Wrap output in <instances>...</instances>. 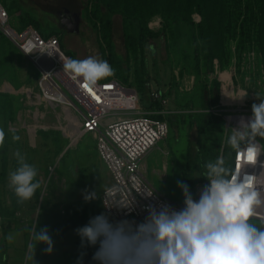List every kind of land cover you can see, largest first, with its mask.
<instances>
[{
    "label": "rangeland",
    "instance_id": "374dc122",
    "mask_svg": "<svg viewBox=\"0 0 264 264\" xmlns=\"http://www.w3.org/2000/svg\"><path fill=\"white\" fill-rule=\"evenodd\" d=\"M14 0H0V3L9 7ZM85 1L87 0H55L52 1V13L45 14L46 19L39 21L38 26L40 32L48 38L59 37L62 50L72 59L83 60L89 56L103 60L104 53L109 54V40L103 38L100 31L98 32L86 22L84 14L83 19H78L75 10L80 13L85 9ZM17 4V2H15ZM78 5V6H77ZM78 7V8H77ZM56 15V16H55ZM11 27H15L20 32V22L16 17L15 21L10 13ZM196 24L201 22L200 16H193ZM199 20V21H198ZM115 35L113 44L115 45V53L119 58L126 47L121 31V18L114 17ZM19 23V26H18ZM161 30V29H160ZM182 33L181 46L173 50V60H169L171 56L166 55L162 49L156 57L152 54V49L149 51L150 57L153 60H160V64L152 70L159 77L160 84L155 87H169L167 98L169 103L167 110L171 113V120H177L178 128L175 130L172 124H169V134L165 141L158 144L157 149L150 156V162L147 166V180L162 196L175 203L183 205V194L180 188L177 187V181H183L189 185L190 190L195 199L199 198L200 191L203 186L208 184L203 178L206 172L205 165L208 162H215L213 157L212 144L221 146L223 152L226 141L231 135L232 129L227 128L223 118L213 122L204 133L197 136V125H200L201 115L204 110L201 109L200 96L203 86L211 87L213 81H217L215 71L211 74L206 73L204 61L202 60V69L199 74L195 72L193 63V41H190L189 27L181 25L179 27ZM170 35V32H166ZM165 40L167 35L163 34ZM168 40L165 41L166 44ZM162 46V47H161ZM160 48L163 45L160 43ZM237 42L232 47V59L227 67L219 71L222 74L229 72L235 80L236 91H246L247 95L254 94L258 104L263 98L262 85L264 84V65L263 69L260 65L259 55L256 52V57L252 60L247 52H243L242 57H239ZM239 48V47H238ZM202 55L204 51L201 49ZM21 53L13 43L3 39L0 43V96H5L10 101V110L7 114L0 115V129L5 131V143L1 148L3 157L8 162L16 161L15 153L19 150L25 155L27 163L32 165L37 170L36 179L40 182L41 187L36 191L32 199L26 201V208L22 209L17 214L12 213V193L14 191L9 184V174L17 167L15 165L11 171L7 166V161L3 165V170L0 172V264H31L35 260V250L30 247L34 245L32 240V229H35L38 224L40 213L45 212L43 227L48 229L54 227V218L65 216L63 211L67 212L70 209H83L86 207H95L99 212H103L101 204V196L103 191L110 186L108 180V172L101 162L98 152L97 143L94 136L87 134L81 136L80 123L78 113L71 114L74 117H66L65 111L62 108L51 109L49 107H37L32 105V101L27 99L24 94L27 89L37 92V81L39 75L33 65L26 59L22 58ZM168 54V53H167ZM167 56V57H166ZM168 59V60H167ZM163 61L164 64L162 63ZM169 66H166V64ZM109 65L114 69L115 74L110 78H115L122 82L123 72H116L115 66ZM153 65V63H152ZM219 65V64H218ZM154 69V68H153ZM150 70V64H149ZM154 75L151 76L155 78ZM173 73L177 76L173 77ZM248 76L251 77L250 82L246 81ZM109 78V77H108ZM215 78V79H214ZM219 85L225 87V82L220 78ZM157 81V78H156ZM155 82V81H154ZM246 82V83H245ZM129 84L136 89L134 74L131 72ZM127 84V85H129ZM11 89V91H7ZM139 93V92H138ZM140 95V93H139ZM137 105V110L140 112H148L147 103L142 100ZM252 103L249 106L252 108ZM36 109L43 114L42 118H36ZM68 122L73 126L74 133L66 134L64 129H68ZM196 124L192 131L190 125ZM60 125L62 126L61 128ZM12 131L7 134L8 131ZM36 136L34 135L35 131ZM15 132V133H14ZM33 138L30 141V133ZM69 132V130H68ZM20 137L18 141H13L12 136ZM196 137L198 139L196 140ZM199 141L196 152L193 156V162L198 156V163L195 168L188 160V141L189 139ZM264 146V138L256 137ZM14 143V144H13ZM17 144V145H16ZM13 146L12 155H8L7 146ZM24 146V148L22 146ZM4 150V152H3ZM7 154V155H6ZM223 156V155H221ZM220 156V157H221ZM230 167L233 165V155L230 157ZM17 163V162H15ZM1 168V155H0ZM87 177V185L78 188L81 177ZM109 184V186H107ZM192 184V185H191ZM106 187V188H105ZM96 192L98 198L90 202H85L84 195L87 193ZM42 207V208H41ZM251 222L258 226L264 224V221L250 218ZM6 229V230H5Z\"/></svg>",
    "mask_w": 264,
    "mask_h": 264
},
{
    "label": "clouds",
    "instance_id": "9594fccd",
    "mask_svg": "<svg viewBox=\"0 0 264 264\" xmlns=\"http://www.w3.org/2000/svg\"><path fill=\"white\" fill-rule=\"evenodd\" d=\"M63 70L74 81L81 80L84 87L93 88L98 81L115 74L105 60L87 57L83 60L64 58ZM256 137L264 138V99L252 104V117L241 120L233 128L228 145L243 153L246 164L255 165L264 154V146L256 143ZM12 139L18 141L19 136ZM5 143V131L0 129V147ZM17 167L9 174V184L18 202L32 199L41 187L36 179L37 170L27 163L19 150L14 154ZM203 177L208 180L195 199L188 184L177 181L183 194V207L175 209L167 203L148 205L147 215L135 220H113L110 212L91 217L75 229L81 248L93 247L95 264H264V224L251 222L257 209L264 205L256 186V175H235L225 165L223 156L208 162ZM264 167V164H262ZM151 197L153 191H139ZM98 198L96 192L84 195L85 202ZM106 209L127 210L135 208V202L105 203ZM34 247L44 244V251L51 254L53 239L47 226L32 229ZM81 252L77 264H83Z\"/></svg>",
    "mask_w": 264,
    "mask_h": 264
},
{
    "label": "built area",
    "instance_id": "2783aa9c",
    "mask_svg": "<svg viewBox=\"0 0 264 264\" xmlns=\"http://www.w3.org/2000/svg\"><path fill=\"white\" fill-rule=\"evenodd\" d=\"M9 20L8 12L0 3V32L29 58L39 73L37 92L27 89L24 93L27 99H33L32 105L38 108L43 106L62 108L70 113L77 112L81 136L91 134L96 140L99 158L111 176V184L101 196L103 212H110L113 220L140 222L147 215L145 207L148 205L167 203L177 210L182 208L184 205L168 200L156 191L145 179L143 170L144 158L159 142L165 141L169 134L168 121L155 118L157 115L166 118L171 114L167 110V97L161 91L151 89L152 100L159 103L162 110L140 112L137 110L140 95L130 84L109 77L98 81L95 87L86 89L82 79L74 81L63 70L64 58L70 57L62 50L58 38H44L34 28L16 31L9 25ZM162 24L161 18H158L149 23V28L160 30ZM247 55L253 60L256 52H249ZM215 73L218 83L222 78L221 82H225V87H220L219 104L210 106L206 112L213 117L223 118L227 128H236L242 119H251L252 108L249 103H254L256 97L254 94L247 95L246 91H236L237 77L233 78L229 72L221 74L217 61ZM248 77L246 81L250 82L251 77ZM259 85L263 86L264 98V84L259 82ZM38 114L42 118L43 114L39 111ZM256 143L263 146L257 138ZM263 161L264 154H261L255 165L246 164L244 154H238L235 150L232 172L235 175H256V186L260 190L262 187L258 184L264 171L260 163ZM145 189L153 191V196H142L139 191ZM263 196L261 192V197ZM102 198L106 204L133 200L135 208L131 214H127V210L106 209Z\"/></svg>",
    "mask_w": 264,
    "mask_h": 264
},
{
    "label": "trees",
    "instance_id": "16d2710c",
    "mask_svg": "<svg viewBox=\"0 0 264 264\" xmlns=\"http://www.w3.org/2000/svg\"><path fill=\"white\" fill-rule=\"evenodd\" d=\"M85 3L84 14L87 23L98 32L100 31L103 38L109 40V54L104 53L103 60L115 66L116 72H123L122 81L124 84H129V78L133 72L130 63L133 60L136 90L142 96V100L147 103L149 111L162 110V106L154 102L150 94L148 53L151 44L160 39L166 32H170L172 45L178 49L181 46L180 40L182 42V33L179 31L181 25L189 27V38L191 42L193 41L194 47L192 52L194 69L197 74L202 69V60L207 74L215 71V61L222 69L226 68L231 62L232 47L236 42L239 47H237L239 57H242L245 52H257L263 69L264 0H87ZM195 14L201 18V22L198 24L193 19ZM114 17H120L123 23V37L126 47L122 58H119L115 53L111 42ZM155 17L161 18L163 22L159 32L149 28V23ZM57 38L59 39V37ZM201 49L204 51L203 55ZM219 93L220 85L217 81H213L210 88L203 86L201 93L202 110H208L210 106L218 105ZM9 110V99L0 96V115L5 116ZM155 118L168 121L175 130L178 128L177 120H171L170 115L166 118L157 115ZM218 119L220 120V118L208 114L201 115L200 125H197V136L199 137L201 133H204L205 129ZM195 125L191 124L189 131H192ZM196 140L190 138L188 141L187 156L189 163L193 162V156L196 149L199 148L197 146L199 141ZM212 148L214 161H216L221 155V146L212 144ZM222 155L225 159V165L233 169V165L232 167L229 166V160L234 153L227 141ZM196 157L195 160H197L192 163L191 167L195 168V164L198 163V156L196 155ZM203 178L208 182L205 177ZM85 180L87 177H81L77 185L78 188L87 185ZM11 198L12 208L10 211L12 213L9 212V214H17L27 202H18L15 193H12ZM98 210L96 206L74 210L70 214L54 218L53 225L57 228L60 227L61 232L70 228L76 229L85 225L91 217L98 215ZM45 217V212L40 213L37 231L39 227H43Z\"/></svg>",
    "mask_w": 264,
    "mask_h": 264
},
{
    "label": "crops",
    "instance_id": "0c3cea01",
    "mask_svg": "<svg viewBox=\"0 0 264 264\" xmlns=\"http://www.w3.org/2000/svg\"><path fill=\"white\" fill-rule=\"evenodd\" d=\"M52 1H55V0H14L13 1L14 3H11L9 5V7H6V5L4 7L3 4H1V5L3 6L4 9H6V11L9 14V16H10V13L12 14V18H13L14 21H15L16 17L19 19L20 27H18V28H20L19 29L20 32L23 31V30H25V29H28V28H34L44 38H48V37H45L40 32L38 23H39V21L43 22L46 19L44 13L45 14H48V13L57 14V12L52 13V11H53V10H51V5L53 3ZM15 2H17V4ZM75 11L77 13V16L80 17V19H83L84 18V11L83 10L80 13L78 12V9L75 10ZM158 18L159 17H155L151 21H154V20H156ZM9 22H10V20H9ZM87 24L89 25V23H87ZM121 24H122L121 31H122V35H123V23L121 22ZM18 26H19V23H18ZM12 28L14 30H16L15 27H12ZM152 31L159 32L161 30L154 29ZM114 35H115V27L113 25L112 39H111L112 44H113ZM165 35H167L166 40H168V42H167L168 44L165 43L166 40H165L164 36L162 35V37L160 39H157L156 42H154L153 44H151L150 51L152 49V54L154 55V57H156L157 55H159L160 51L162 49H164L165 52H166V55H168V56L170 55L171 56V58H169V60L171 59V61H172L173 60L172 57L174 55L173 54L174 47L172 45V39H171V37H170L169 34H166L165 33ZM3 39H6V37L0 32V43L1 44L3 43ZM123 40H124V37H123ZM60 43H61V41H60ZM160 43H161V45H163V48H160L159 47L160 46ZM113 47H114V49H116V47H115L114 44H113ZM15 48H17V47L15 46ZM123 50L124 51H120L118 53L124 55V53H125V46H124V49ZM19 52L21 53L20 55H21L22 58H26L31 63V61L29 60V58L26 55H24L20 50H19ZM148 57H149V64H150V72H151V76H152L155 73L152 70H156L157 69V68L155 69V67L157 65V62L156 61H158V65H159L160 64V62H159L160 60H158V59L156 60L155 59L152 62V59H151L149 53H148ZM164 62H166V61H163L162 60V63L163 64H164ZM152 63H153V65H152ZM130 64L132 66L131 69L134 72V63H133V60H132V62ZM165 64H166V66H169V64H167V63H165ZM34 69H36V68L34 67ZM38 75H39V73H38ZM176 76H177V74L176 73H173V77H176ZM156 78H157V81H156ZM159 79H161L160 76L159 77H156V73H155V78L152 77V80H150V88L151 89H155V87L157 85V82H158V85L160 84ZM159 87H160V90L157 89V88H156V90L161 91L164 94V96L167 97L166 94L169 91V87H165V86L162 87V88H161V86H159ZM8 88L9 87H7L6 90L10 92L11 89L8 90ZM201 93H202V91H201ZM200 104H201V96H200ZM206 111L207 110H204V113L203 114H208ZM208 115H210V114H208ZM38 131L39 130L35 131L33 136H36V133H38ZM10 132H12V131H8L7 134L9 135ZM29 133H30V137H31L30 138V141H31V139L33 138V136L31 135V132H29ZM20 146H22V145H20ZM22 147L24 148V146H22ZM157 147H155L153 150H151V152L143 160V170H144V175H145V179L146 180H147L146 175H147V172H148L147 166L149 165V163H151L150 162V156H152V153L157 149ZM19 150H20V148H19ZM5 151H7V154L11 156L12 155V152H13V146L12 145L7 146V149ZM232 151H233V153H235V150L234 149H232ZM3 152H4V150H3ZM0 155H1V168H0V172H1L3 170V165H4L5 161H7L3 157L1 148H0ZM221 155H222V151H221ZM233 157H234V155H233ZM15 162H16L15 160H12L11 162H8L7 161L6 164H7V166H8V168H9L10 171H11V169L15 165H17V163H15ZM108 176H109L108 180L110 179V184H111V176H110V174H108ZM107 186H109V184ZM24 207L26 208V205ZM74 210H76V209H70L69 211L67 210V212L63 211L62 214L63 215H64V213L70 214ZM100 213L101 212L98 211V214H100ZM59 228L60 227H58V228L57 227H53V228H50L49 229V234L51 235V237L53 239V245H54L53 246L52 253L51 254H47L44 251V249L46 248V245L40 244L37 247V249L35 250V256H34L35 260L32 261L31 264H77V261H78V258L81 255V252L86 253L83 256V264H95V262L92 260V255H93V253L95 251V248H93V247L81 248L80 238L76 234L75 228L74 229L73 228H70V229H68V230H66L64 232H61L59 230Z\"/></svg>",
    "mask_w": 264,
    "mask_h": 264
},
{
    "label": "bare ground",
    "instance_id": "6f19581e",
    "mask_svg": "<svg viewBox=\"0 0 264 264\" xmlns=\"http://www.w3.org/2000/svg\"><path fill=\"white\" fill-rule=\"evenodd\" d=\"M65 112V114H66V117H67V120H68V117H74L69 111H67V110H64ZM38 111L36 110V112H35V116H36V118L38 117ZM75 120H77L76 119V117H75ZM245 122H247L249 119H243ZM241 121H239V123H240ZM79 123V122H78ZM68 126L69 127H67L68 129H64L65 131H66V134H68V135H71V132H72V134L74 133V129H73V126H74V128L76 129V127H75V125H73L72 124V126H71V124L68 122ZM62 126L60 125V127L59 128H61ZM68 130H69V132H68ZM71 131V132H70ZM260 164H264V161L262 162V163H260ZM262 175H263V177H262V179L259 181V186H261L262 187V189L260 188V192H262L263 194H264V171H262ZM261 199L262 200H264V196L263 197H261ZM254 216H256V217H259V218H261V219H263L264 220V205H261L258 209H257V212H256V215H254Z\"/></svg>",
    "mask_w": 264,
    "mask_h": 264
},
{
    "label": "water",
    "instance_id": "95a60500",
    "mask_svg": "<svg viewBox=\"0 0 264 264\" xmlns=\"http://www.w3.org/2000/svg\"><path fill=\"white\" fill-rule=\"evenodd\" d=\"M78 19H79V16H78ZM256 219H259V220H262V221H264L263 219H261V218H259V217H256Z\"/></svg>",
    "mask_w": 264,
    "mask_h": 264
}]
</instances>
